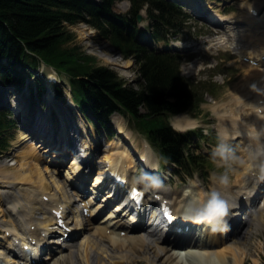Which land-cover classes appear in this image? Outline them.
Returning <instances> with one entry per match:
<instances>
[{
    "label": "trees",
    "instance_id": "trees-1",
    "mask_svg": "<svg viewBox=\"0 0 264 264\" xmlns=\"http://www.w3.org/2000/svg\"><path fill=\"white\" fill-rule=\"evenodd\" d=\"M116 1L0 0V74L12 79L17 65L41 61L54 65L70 75L83 109L94 110L104 120L117 109L129 112L148 130L167 158L179 160L181 140L165 118L166 114L191 108L193 98L179 90L184 81L175 58L156 55L140 45L134 25L138 11L147 2L151 3L149 13L157 30L167 28L177 10L158 0H132L130 15L118 14L113 11ZM80 21L97 28L99 35L109 39L126 57H137L138 85L125 82L114 70L98 64L80 45L72 44L75 33L68 25ZM2 59H7L8 65ZM141 106L146 108L145 113L140 112ZM1 124L0 121V128Z\"/></svg>",
    "mask_w": 264,
    "mask_h": 264
},
{
    "label": "bare ground",
    "instance_id": "bare-ground-1",
    "mask_svg": "<svg viewBox=\"0 0 264 264\" xmlns=\"http://www.w3.org/2000/svg\"><path fill=\"white\" fill-rule=\"evenodd\" d=\"M254 4H256V7L261 10V14L258 17H254L249 15L248 11H246V15H249V17L246 18L244 15L241 18H246V27L244 26V29L242 25L236 26V24L239 23L238 21L235 22L233 19L230 21V18L232 17H227L229 20H225L227 22L226 28L230 34H238L248 39L250 38L253 29L256 27L259 28L258 23L264 24V0H256ZM205 6L206 8L210 7L209 2H206ZM249 6L251 7V5L247 4V7ZM218 16L222 20L225 19L219 14ZM216 18L218 17L216 16ZM251 26V32L248 33L246 29H249ZM246 50H248L247 53L252 57H257L259 60H262V55H264V44L260 46L257 54L255 53L257 49L254 46H249L246 48ZM248 81L249 79L242 81L241 84L234 89L233 102L229 103L228 105L230 106V109L234 108V105L235 107L237 105L238 107L234 108V110L236 109L237 112L234 111L235 113L229 114L233 112L232 110L229 113H223L229 115H227V117L224 119L221 133L223 136L228 138H244L245 136H249L250 138L248 140L250 141L251 136L256 135L257 141L261 142L264 138V112L259 113L258 107H255V105H258L259 108L262 107V105L257 103V101L258 95L262 94L263 92L261 89L255 90L253 92L250 87V82ZM18 105L22 104L18 103ZM15 111L22 113V115H25L26 113L24 110L20 111V108L17 106ZM220 112L221 110H219V113ZM182 119L183 118H181V120ZM194 124H196V121L191 119L182 120L179 125L184 126ZM117 127L119 132H124V127L121 123H117ZM66 129L67 127L64 123L63 126L58 125L57 128V130L59 132L61 131V133H64ZM252 129H255L257 132H249ZM125 135L128 139V134L125 133ZM118 139L121 140V138ZM26 141L30 143H28L26 149L21 152L22 161L19 164V167L0 170L1 180L7 181L8 184L6 186L10 188L7 189V192L4 194V198L6 197L7 199H10L7 200V204L9 203L7 207L11 209L10 218L0 221V228L6 226L4 223L5 220H9L7 228L13 230L14 232L25 230L26 232H31L33 235L38 236V238L44 239V237L41 236L42 230H45L48 233L47 226L54 223V215H52L48 210L49 207L58 205L62 201L63 204L68 207L73 206L74 211L79 214L77 197L74 196L77 194V191L76 187L72 189L69 188L70 183H68L67 179L72 177V173L70 171H67L66 175L62 179L54 176V172H57L60 166L59 159H55L56 153H53V159L48 157V161L46 160L47 163H42L43 165H41L42 157L41 154H39V151H37V147L44 148L43 152H48L47 150H49V148L43 147L42 143L36 147L37 143L34 142V138L27 130L22 133V137L17 144L24 143ZM64 141H66V139ZM123 143L124 141H119V143L116 144ZM250 145L252 144L250 143ZM49 147L51 149L56 147V150L60 151L58 145H50ZM64 152L65 151L59 153L56 158H58L59 155L62 156ZM140 152L142 153L141 155H143V151ZM105 153V159H108L111 164L118 165L122 161V158H124L126 162H131L129 156L132 157V155L127 150L121 151L117 148H110ZM148 155H150L149 151ZM43 160H45L44 157ZM75 161L76 160L73 159V162ZM51 164L54 165V168H51ZM85 164L87 167L91 166L90 162H86ZM111 164L106 163L105 165L111 166ZM102 168L103 167H100V172ZM232 180L234 182L229 181L227 184L223 183L227 186V188L222 187L216 190L220 194L218 200L225 199L228 195L238 194L240 192L239 188L233 189V187H235L237 183L244 182L242 173L237 172L236 176ZM21 184H24L25 187H23ZM95 184L96 182L93 185ZM198 189V195H200L201 198H204V189L201 187H198ZM45 195H49L50 199L44 200L43 196ZM131 210V208L127 207L125 214ZM12 211H15V215L12 214ZM39 213L43 214L42 217L38 216ZM253 219L255 220L252 223L253 227L259 226L262 223V221L257 219V217H253ZM78 220L79 223L83 221L81 217H79ZM32 222L37 223V228L35 230L28 229L29 224ZM75 228L78 229L80 227L77 226ZM88 233L89 234L85 233L82 240L79 239L80 244L78 247V250L80 251H82V248L84 247H91V249H94V252L92 253L89 249L84 250L86 252L83 258L87 264H93L94 261L101 263L103 259H106L107 254L110 255L109 259L112 260L110 261L111 264H181L180 261L183 262L184 259L190 264H244L250 249L249 244L251 230L250 227L245 226L240 222L234 225V230L231 231L229 236L226 238L224 237L225 229L214 230L210 232L209 238L216 240L219 235H222L221 242L216 245L193 243L192 247H194L196 251H188L190 253L189 255L191 256L190 258L180 256L179 252L175 253L176 251L184 249L182 247L185 244L182 241L175 243L172 248H169L166 246L164 241L156 237L154 238V241L143 237H131L129 239H120L115 237L110 238L107 235H102L100 231L95 229ZM0 237H6V235L1 233ZM75 241L77 242L78 240H74L72 243H70L71 245L68 248L72 256L75 255L78 257L79 253L78 255L74 253V251H76L74 248L76 245ZM253 242L257 250L262 248L261 240ZM11 244L12 242L10 241L9 245ZM173 248L175 250L172 251ZM12 251L14 255V250ZM17 254L20 255V260H23L24 263H30L27 253L22 248H16V255ZM48 257L49 256H47V258ZM13 261L14 264H20L16 262V260ZM188 262H184L183 264H188ZM54 264H58V261H54Z\"/></svg>",
    "mask_w": 264,
    "mask_h": 264
},
{
    "label": "rangeland",
    "instance_id": "rangeland-1",
    "mask_svg": "<svg viewBox=\"0 0 264 264\" xmlns=\"http://www.w3.org/2000/svg\"><path fill=\"white\" fill-rule=\"evenodd\" d=\"M204 1H206V0H204ZM208 1H210L212 3V5H215V7L222 9L224 11H227L228 14H239L245 10V3L248 4L252 1L254 2L255 0H208ZM222 1H224L226 3H224L222 5L217 4L218 2H222ZM128 6H129V4L126 3V1H119L115 5V9L117 11L125 12L128 10ZM242 6H244V8H242ZM195 19H197V18H195ZM197 22L199 23V28L202 27V29L205 30L206 33L212 32V31L222 32V30L220 28H218L212 24H208V22L205 21V19L204 20L203 19H197ZM68 27L71 29V31L73 33H75V38H74L72 44L75 43L77 45H80L81 49L85 50L88 54L96 57L97 63L103 64L105 66L112 68L116 73L119 74V76L125 78L127 83L138 85V82H137L138 81V72H137L138 65L135 62V60L133 58H127L126 59L122 56V54L120 55L119 51L117 49H115V47L112 45V43L110 41H108L107 39H105L99 35V30L97 28H95V27H93V26H91L88 23H85L83 21L77 22L75 24H69ZM192 30L195 31L196 29L192 28ZM190 37H192V32H190ZM208 56L209 55H203V56H201L202 58L198 59V62H199L198 68L193 67L189 63L184 64L182 69H183V73L185 74V76L197 77L196 75H198V76L202 75L199 73H201V71H202L201 68H204V67H206V70H209V69L212 70L213 73H215V74L223 72L225 70L223 65L218 66L215 70L213 68L211 69L209 66H212L211 64H214L216 61L214 59L208 57ZM207 62H209V63H207ZM41 69L45 72L52 71L51 68H49L45 65H43L41 67ZM206 75H208V74H206ZM61 83L63 84V82H61ZM25 93H27V92H25ZM230 94H231L230 93V87L223 86L221 89L218 90V92L214 96L220 102L227 103V102H229L228 100L231 99ZM11 95H12V92L11 91L8 92V89L5 88V86L0 84V108L5 109V108L9 107L7 104L9 103L8 101L10 100ZM211 96H212L211 94L207 95L208 100H209V98H211ZM17 99H19V98L17 97ZM40 104H37V107H36L37 109H39L40 106H43L44 108L47 107V104L45 102L41 101ZM15 109H16V107H15ZM210 109H213V108L207 102L202 104V107L200 108V113L198 114V120L200 122L199 124L201 126H203V128L214 127V129L219 132L218 129L220 127L219 126L220 123H219L218 114H216L214 111H212ZM20 111H23V110L20 109ZM74 115L78 116V121L81 120L82 116L80 117V115L78 113H74ZM183 115L192 116L193 114L184 112ZM22 116H24V115H22ZM118 117L119 116L115 117V121L121 120L122 125L124 127H126V130L131 135V141H134L140 145V143H142V141L145 140V136L143 134L136 132V131L131 129L132 128L131 124L129 123L128 118L126 116L119 117V118ZM172 119H173V121L175 119H177V115ZM22 129H23V126L21 123H19V125H17V127L14 128V130L12 131V133L10 135V141H11L12 147H15V148L10 149L11 152L9 150L3 156H0V165L3 164L4 169L5 168H11L12 169V168H16V167L18 168L19 164L21 163V160H22L21 151H23L26 148V142L23 143L21 145V147L20 146L16 147V143L22 137V134H21ZM75 141L80 143L81 135L77 136ZM38 145H40V144H38ZM204 146L206 149H207V147L210 148V145L206 142H205ZM229 146H232L231 149H233L234 146H236V144L235 143H228L227 148ZM218 150H222V149L220 148ZM51 153H53V151ZM49 154H50V152L45 154V156H48ZM217 164H219V163H217ZM236 167L237 166L234 165V163L233 164L228 163L227 165H224L223 167H219L218 165L214 164L213 169H214V173H216V174L227 173L228 175L234 176ZM0 180H1V178H0ZM262 230L264 231L263 228H262ZM82 239H80V240H82ZM80 240H78L77 242L75 241L76 245L74 247L76 250V251H74V253H76L77 255L79 253L78 257H76L75 255L72 256L69 252L67 255H65V256L63 255V257L67 256L66 258H62V259L57 260L58 264H87L85 259L83 258L84 254L86 252L84 250L89 249L92 253V252H94V249L93 248L91 249V247H87V248L84 247V248H82V251L78 250ZM250 244H252L253 247H251L249 249L245 261H249L250 264H264V248L257 250L254 242H252V243L250 242ZM58 257H59V255L55 256V259H58ZM106 259H103L101 263H97L96 261H94L93 264H111L110 261H112V260H110V259L106 260ZM54 261H55L54 259L51 260V264H54ZM184 262L187 263L188 261H186L185 259L183 260V262L180 261L181 264H183ZM48 264H50V263H48ZM188 264H190V263L188 262Z\"/></svg>",
    "mask_w": 264,
    "mask_h": 264
},
{
    "label": "clouds",
    "instance_id": "clouds-1",
    "mask_svg": "<svg viewBox=\"0 0 264 264\" xmlns=\"http://www.w3.org/2000/svg\"><path fill=\"white\" fill-rule=\"evenodd\" d=\"M189 125L181 126L179 124H175L174 127H176L178 130H184ZM220 147H223L222 145ZM261 152H264V146L260 147L259 149ZM153 183H159V181H153ZM219 192L216 190H213L208 193V199L206 202H203L199 205H188L185 208L184 215L200 221V220H207L211 221L215 217V213L218 211L217 205L214 203L215 201H218L219 199Z\"/></svg>",
    "mask_w": 264,
    "mask_h": 264
},
{
    "label": "snow or ice",
    "instance_id": "snow-or-ice-1",
    "mask_svg": "<svg viewBox=\"0 0 264 264\" xmlns=\"http://www.w3.org/2000/svg\"><path fill=\"white\" fill-rule=\"evenodd\" d=\"M217 207H218V211L215 213V214H219V213H222L224 211V208H223V205H222V202L220 201H215L214 202Z\"/></svg>",
    "mask_w": 264,
    "mask_h": 264
},
{
    "label": "water",
    "instance_id": "water-1",
    "mask_svg": "<svg viewBox=\"0 0 264 264\" xmlns=\"http://www.w3.org/2000/svg\"><path fill=\"white\" fill-rule=\"evenodd\" d=\"M138 18H139V19H141V18H142V16H141V15H139V16H138Z\"/></svg>",
    "mask_w": 264,
    "mask_h": 264
}]
</instances>
